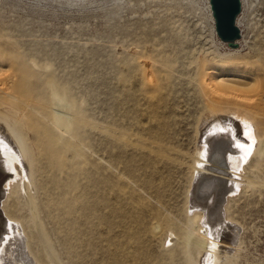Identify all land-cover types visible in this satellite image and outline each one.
<instances>
[{
	"label": "rangeland",
	"instance_id": "obj_1",
	"mask_svg": "<svg viewBox=\"0 0 264 264\" xmlns=\"http://www.w3.org/2000/svg\"><path fill=\"white\" fill-rule=\"evenodd\" d=\"M237 19L241 36L230 48L215 35L208 0H0V78L12 76L14 86L21 70L28 73L29 96H17L32 102V114L55 132L52 149L60 150L63 164L58 171L46 156V135L29 137L36 146L34 207L22 200L20 217L34 251L49 264H188L174 234L175 227L186 228V209L167 207V181L180 179L183 208L191 173H176L149 152L163 138L192 163L208 97L228 109L227 99L236 95L246 100L264 147V113L247 109L246 99L258 93L264 104V0H242ZM142 60L152 66L157 95L174 109H146ZM258 159L259 178L226 202L227 221L240 230L237 244L223 242L218 264H264V153ZM215 168L210 175H219L222 186L201 199L221 219L222 206L219 215L215 210L229 195V174ZM154 223L162 236H154Z\"/></svg>",
	"mask_w": 264,
	"mask_h": 264
},
{
	"label": "bare ground",
	"instance_id": "obj_2",
	"mask_svg": "<svg viewBox=\"0 0 264 264\" xmlns=\"http://www.w3.org/2000/svg\"><path fill=\"white\" fill-rule=\"evenodd\" d=\"M236 23L238 25V19ZM232 44L237 46L239 41ZM140 67L146 71V80L143 83L144 88L148 89L146 109L154 112H166L174 109L166 97L157 95L158 85L155 83L150 63L142 60ZM21 73V82L14 86H12V76L0 78V264H49L46 259L34 251L33 237L29 233L30 228L24 224V220L20 217L23 208L22 200H25L29 207H34L31 191L33 193L35 189L33 152L36 146L34 143H29V137L35 134H39V136L46 135L49 139L46 156L51 159L58 171L62 169L63 164L60 163V150L52 149L57 139L55 132L44 128L38 118L32 114L30 111V108L34 107L32 102L25 103L17 96V94L29 96L28 73L25 70H21ZM217 84L227 88L231 87L225 81H218ZM32 89L36 91L34 85ZM53 98L57 101L56 95H53ZM205 99L207 98L205 97ZM246 99L249 107L247 109L264 113V104L261 105L258 93L251 94ZM135 100L137 105L140 106L143 100L141 88H139ZM207 101H209V104L206 103V110L196 126L198 148L192 163L184 162L185 152L182 153L176 150L174 143L170 142V145H163V138L157 139V149L149 152L154 161L162 158L168 166L172 165L174 169H177L176 173L184 171L185 168L191 173L187 199L183 208L177 205L181 195V185L178 184L180 179L175 182L173 180L171 185L167 181V188H170L172 194L171 200L167 202V207L180 213H183L186 209V228L175 227L174 234L179 236L180 245L184 247L188 264H218L219 255L223 249L227 248L223 242L232 246L237 244L240 228L236 223L227 221L229 216H226L229 208L226 202L231 195L234 196L239 191L247 189V186L253 185L251 178L255 180L259 178L261 163L259 159L256 161L255 157H259L264 153L256 124L253 119L247 116L246 100L237 95L229 98L227 104L232 108L228 107V109L219 107L217 104L219 102L211 97H208ZM54 121L55 123H61L57 117ZM65 128L69 130L68 125ZM189 166L190 168H188ZM212 167H220L225 173L228 172L227 175L229 174L228 178L226 177L227 185L225 187L226 193L229 195H227L224 202L219 203L217 210H215V214L217 211L219 215L222 206L221 219L216 216L213 218L214 215L210 212L213 207L211 201L205 202L202 200L204 199V191H208L207 189L214 187L217 183L222 186V179L218 178L219 175H210ZM144 186L150 188L151 184L144 180ZM82 213L83 218H85L87 215L85 207L82 208ZM153 216L159 218L160 214L155 213ZM165 218L166 216L163 217V219ZM223 218H226L225 224H223ZM158 224L151 227L154 236L160 235L164 230ZM169 228H172V226ZM221 233L223 236L220 237ZM170 239L172 243L173 236ZM210 259L212 261L209 262Z\"/></svg>",
	"mask_w": 264,
	"mask_h": 264
},
{
	"label": "water",
	"instance_id": "obj_3",
	"mask_svg": "<svg viewBox=\"0 0 264 264\" xmlns=\"http://www.w3.org/2000/svg\"><path fill=\"white\" fill-rule=\"evenodd\" d=\"M217 39L232 48L240 39V29L236 23L241 12V0H208ZM237 47V46H236Z\"/></svg>",
	"mask_w": 264,
	"mask_h": 264
}]
</instances>
